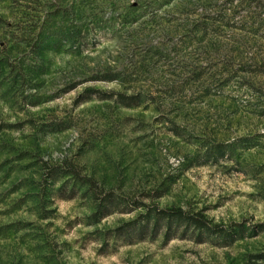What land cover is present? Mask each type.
I'll use <instances>...</instances> for the list:
<instances>
[{"label": "rangeland", "instance_id": "obj_1", "mask_svg": "<svg viewBox=\"0 0 264 264\" xmlns=\"http://www.w3.org/2000/svg\"><path fill=\"white\" fill-rule=\"evenodd\" d=\"M0 264H264V0H0Z\"/></svg>", "mask_w": 264, "mask_h": 264}, {"label": "trees", "instance_id": "obj_2", "mask_svg": "<svg viewBox=\"0 0 264 264\" xmlns=\"http://www.w3.org/2000/svg\"><path fill=\"white\" fill-rule=\"evenodd\" d=\"M46 40L42 39L38 41L41 50L49 46L46 44L48 42H46ZM118 100L128 107L138 105V103L134 101V97L118 96ZM57 174L58 173H55L52 176L60 177V175ZM63 174L67 177L73 175L74 172L67 171ZM62 189H64V186ZM61 196L63 198H72L74 195ZM94 202L96 204L95 211L91 215L92 223H97L114 212L131 213L142 207V205L137 206L132 204V208L126 211L125 208H128V203L122 199L112 200L110 195H94ZM143 210V213H140L134 220L126 222L118 227L114 232L116 234H112L113 237L122 238L127 243H133L143 241L149 236L151 239H154L158 235H161L166 242H169L175 238L186 239L191 236L198 240L206 232H218L220 235L224 234L218 227H210L205 217L201 214H192L191 212H185L178 208L158 209L150 206L144 207Z\"/></svg>", "mask_w": 264, "mask_h": 264}]
</instances>
